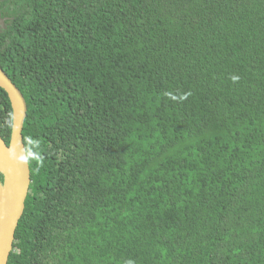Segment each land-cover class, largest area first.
Here are the masks:
<instances>
[{
	"label": "trees",
	"instance_id": "1",
	"mask_svg": "<svg viewBox=\"0 0 264 264\" xmlns=\"http://www.w3.org/2000/svg\"><path fill=\"white\" fill-rule=\"evenodd\" d=\"M0 18L32 178L8 264H264V0H0Z\"/></svg>",
	"mask_w": 264,
	"mask_h": 264
},
{
	"label": "water",
	"instance_id": "2",
	"mask_svg": "<svg viewBox=\"0 0 264 264\" xmlns=\"http://www.w3.org/2000/svg\"><path fill=\"white\" fill-rule=\"evenodd\" d=\"M0 24H5L4 18H0ZM0 86L8 92L13 106L10 145L0 134V264H8L14 248L16 230L25 211L32 178L23 135L28 115L27 100L20 87L1 65Z\"/></svg>",
	"mask_w": 264,
	"mask_h": 264
}]
</instances>
